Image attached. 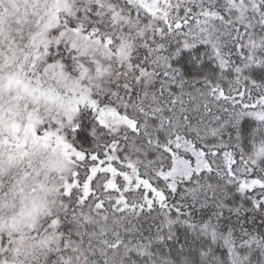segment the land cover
I'll use <instances>...</instances> for the list:
<instances>
[{
	"label": "snow or ice",
	"instance_id": "1",
	"mask_svg": "<svg viewBox=\"0 0 264 264\" xmlns=\"http://www.w3.org/2000/svg\"><path fill=\"white\" fill-rule=\"evenodd\" d=\"M69 27L134 44L35 137L72 164L37 264H264V0H85Z\"/></svg>",
	"mask_w": 264,
	"mask_h": 264
},
{
	"label": "clouds",
	"instance_id": "2",
	"mask_svg": "<svg viewBox=\"0 0 264 264\" xmlns=\"http://www.w3.org/2000/svg\"><path fill=\"white\" fill-rule=\"evenodd\" d=\"M84 2L0 0V239L11 242L6 264H37L45 245L35 229L54 210L72 170L62 146L36 135L49 124L67 127L82 108L81 95H94L124 60L121 45L134 44L127 33H115L106 46L105 32L72 30Z\"/></svg>",
	"mask_w": 264,
	"mask_h": 264
},
{
	"label": "trees",
	"instance_id": "3",
	"mask_svg": "<svg viewBox=\"0 0 264 264\" xmlns=\"http://www.w3.org/2000/svg\"><path fill=\"white\" fill-rule=\"evenodd\" d=\"M65 56H66V59L70 60L71 59V56L70 54H68L67 52L65 53Z\"/></svg>",
	"mask_w": 264,
	"mask_h": 264
}]
</instances>
